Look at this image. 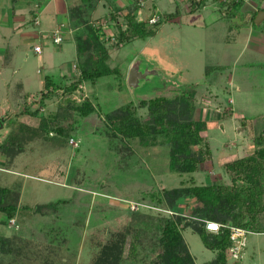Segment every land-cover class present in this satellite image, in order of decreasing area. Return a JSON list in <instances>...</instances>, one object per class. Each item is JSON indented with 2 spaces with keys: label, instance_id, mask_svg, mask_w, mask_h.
<instances>
[{
  "label": "rangeland",
  "instance_id": "1",
  "mask_svg": "<svg viewBox=\"0 0 264 264\" xmlns=\"http://www.w3.org/2000/svg\"><path fill=\"white\" fill-rule=\"evenodd\" d=\"M146 1L132 6L145 8L141 19L161 14L154 36L118 46L119 28L125 29L127 21L124 5L115 0H102L97 18L75 28L76 38L90 37L89 25L95 29L109 49V65L119 67L123 80L105 75L69 94L57 91L40 113L54 118L51 132L28 143L15 158L0 154V185L21 192L15 217H0V235L7 239L0 264H96L103 246L112 243L122 249L116 264H159L165 220L180 214L195 219L191 211L196 205L194 198L186 197L174 210L163 190L182 186V181L188 186L192 176L198 185L230 183L225 164L255 152V137L264 131V40L244 29L264 31V23L234 24L231 15L245 20L244 12L264 6V0L216 11L195 4L193 12L191 0H179L181 6L175 0ZM177 11L173 19H164ZM45 15L38 14L40 25L33 14L27 15L22 28L26 35L9 27L6 19L0 24V142L10 130L5 116L24 108L27 93L37 100L45 76L61 85L79 75L74 40L60 28L64 41L55 44L56 19ZM36 43L43 47L41 54L34 51ZM134 63L143 73L154 71L137 88L128 82ZM183 91L191 93L194 118L208 122L203 135L212 159L202 163L197 174L171 171V148L163 137L148 145L125 138L107 117L131 104V112L148 121L151 113L140 106L141 100L174 99ZM85 104L94 111L84 115L80 107ZM37 107L35 102L32 109ZM22 116L14 120L22 121ZM183 235L197 264L215 257L191 226ZM227 258L228 264H264V232L249 234L241 260Z\"/></svg>",
  "mask_w": 264,
  "mask_h": 264
},
{
  "label": "trees",
  "instance_id": "2",
  "mask_svg": "<svg viewBox=\"0 0 264 264\" xmlns=\"http://www.w3.org/2000/svg\"><path fill=\"white\" fill-rule=\"evenodd\" d=\"M201 3L205 6L206 0H195L194 4L199 6ZM242 3L238 0L224 1L221 2L220 8L227 7L231 10L233 5H242ZM138 8L139 6H136L133 12L123 11L127 27L119 28L118 46L125 45L136 38L145 39L156 34L161 20L155 24H149L153 13L138 20L136 13ZM194 10L196 9L193 5L190 11ZM80 13L81 16L85 14V11ZM177 13L178 11L166 14L164 19H173ZM235 17H237L236 14L231 15L232 19ZM81 20L82 24L87 26V18L82 17ZM250 22L257 24L255 14ZM90 27L89 25L92 31L90 37L87 34L86 38L83 36L78 38L79 35L76 38L79 70L77 78L68 84L59 85L50 76H45L44 89L41 90V96L37 100L32 98L33 94L27 93L24 108L11 116H5L10 130L0 142V154L15 158L25 151L28 143L35 141L43 133L51 132V124L56 123L54 118L40 113L45 101L51 99L57 91L69 94L78 89L83 82H95L105 75H115L120 81L123 80L125 76L119 67L112 68L108 63L109 49L99 40L95 29ZM189 96H191L189 91H183L182 95L174 99L159 97L149 101L141 100L140 106H147L151 113L150 119L145 122L131 112V104L107 117L117 132L125 138H138L148 145L150 140L155 142L159 136L163 137L165 143L171 148L169 159L171 171L192 174L200 169L202 163L212 159L213 152L203 135L208 130V122L205 119L194 118L195 105ZM35 102H38L39 107L33 110ZM86 104L80 107L84 115L94 111L91 105L87 107ZM14 116H22L23 120L16 122ZM36 119L39 121L37 125L29 122ZM58 130L63 132V129ZM255 143L257 148L254 153L225 164L230 174V183H225L224 180H213L209 184L198 185L192 177V184L188 186L182 181V186L163 190L168 205L174 210L178 209L176 202L186 197L194 198L196 205L191 211L195 219H185L186 217L180 214L173 219L165 220L161 237L163 253L159 256V264H197L183 235L184 229L189 226L201 237L204 245L216 253L207 264H228L230 244L228 229L224 227L217 234L209 232L205 222L197 220L199 218L217 220L224 225L242 226L253 232H264V131L255 137ZM196 146L198 149L194 148ZM20 193L19 188L0 185V217L2 214H5L8 219L15 217L19 209ZM138 212L132 214L137 215ZM6 240L0 235V251L6 244ZM120 253L122 249L117 244L104 245L96 264H116L120 260Z\"/></svg>",
  "mask_w": 264,
  "mask_h": 264
},
{
  "label": "crops",
  "instance_id": "3",
  "mask_svg": "<svg viewBox=\"0 0 264 264\" xmlns=\"http://www.w3.org/2000/svg\"><path fill=\"white\" fill-rule=\"evenodd\" d=\"M115 1H118L121 4L120 6L124 5L123 11H126V10L131 11V9H135V6H132V4H134V2L136 3V1L138 0H115ZM143 1L146 4L147 1L146 0H143ZM175 1L178 2L181 6V3L179 0H175ZM249 2H251V0ZM249 2H246V3H249ZM100 3H102V0H86V1H83V0H0V24L2 25L4 23L2 19H6L7 22L9 23L8 24L9 27H13V30L16 29L18 32L20 31L21 33V30L24 31L22 28L28 24V21H29L28 17H30V16H27L28 14H33L34 16L33 21L35 20L34 22H36L37 25H40L38 14L44 13L46 14L44 18L47 17L51 19L53 16L55 17L56 19L55 31L60 28L63 29L62 33L67 34L68 36L72 37V39L75 42V46H76V29L75 28L76 27L79 28L82 25V22H81L82 17L87 18L88 22H92L94 19H96L97 18L96 16H98L97 13L99 12L101 8L99 6ZM246 3H242V4H246ZM139 4L140 3H138L137 5ZM220 5L221 3H214L208 6L205 5L204 7L207 10L216 11L220 8ZM249 8L251 10L244 12L248 14L245 20L243 17L237 15V17L233 18L232 21L234 23L242 25L248 21L250 22L253 14H255V18H256L259 12L264 11V6L259 7V8H255L254 6H252ZM144 10H145L144 7H139L137 9L136 13H137L138 20H142L140 15L143 14ZM80 11H83V13L85 11V14L80 16L81 14ZM184 12H187V11H184ZM171 13H174V12H171ZM77 16H79V19H77L78 18ZM178 18H175V19H178ZM263 23H264V16L262 17L260 22L257 24L261 25ZM70 28H72V30ZM229 30L231 31L232 29H229ZM244 30H245L244 32L252 31L254 36H257L259 38L263 37V40H264V31H259L257 29H251V28L247 30L245 28ZM241 31L240 33H242ZM44 32L45 31H41L39 32V34L42 36ZM27 33L29 32L24 31L21 34L26 35ZM36 45H40V44L36 43ZM6 51H7V54L11 53L9 51V47H8V50ZM42 52H43V47H42ZM41 53H38V54H41ZM200 170L201 169H199V171L197 172H201ZM197 172H194V174L195 173L197 174Z\"/></svg>",
  "mask_w": 264,
  "mask_h": 264
},
{
  "label": "built area",
  "instance_id": "4",
  "mask_svg": "<svg viewBox=\"0 0 264 264\" xmlns=\"http://www.w3.org/2000/svg\"><path fill=\"white\" fill-rule=\"evenodd\" d=\"M228 0H206L205 5H212L214 3H221ZM242 1L243 3L249 2L250 0H238ZM195 0H191V5H195ZM145 2L142 0L140 1V5L143 6ZM161 20L160 15L153 13V15L150 18L149 24H155ZM64 41V37L61 34V30L58 29L54 35H53V42L55 44H61ZM34 50L37 53L42 52V46L41 45H35ZM205 227L209 232L212 233H219L222 231V228L226 227L229 231V247H228V256L231 261H239L243 258L245 254V250L247 248L248 244V236L249 234L253 233L248 228L242 227V226H236V225H224L220 222L214 221V220H205Z\"/></svg>",
  "mask_w": 264,
  "mask_h": 264
},
{
  "label": "water",
  "instance_id": "5",
  "mask_svg": "<svg viewBox=\"0 0 264 264\" xmlns=\"http://www.w3.org/2000/svg\"><path fill=\"white\" fill-rule=\"evenodd\" d=\"M263 16H264V11L259 12L255 18V22L259 23ZM152 73H154V71H150V72L148 71L147 73H143L140 70L139 64L134 63L128 75V82L131 87L137 88L140 85L142 79L148 78V76L152 75ZM3 127H4V118L0 120V129H2ZM0 138H1V134H0Z\"/></svg>",
  "mask_w": 264,
  "mask_h": 264
}]
</instances>
